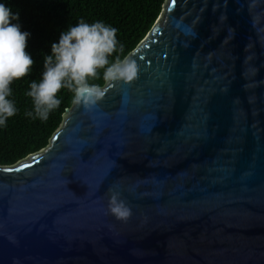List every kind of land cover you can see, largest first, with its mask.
<instances>
[{
  "label": "water",
  "instance_id": "obj_1",
  "mask_svg": "<svg viewBox=\"0 0 264 264\" xmlns=\"http://www.w3.org/2000/svg\"><path fill=\"white\" fill-rule=\"evenodd\" d=\"M130 52L137 79L0 160V264H264V0H161Z\"/></svg>",
  "mask_w": 264,
  "mask_h": 264
},
{
  "label": "clouds",
  "instance_id": "obj_2",
  "mask_svg": "<svg viewBox=\"0 0 264 264\" xmlns=\"http://www.w3.org/2000/svg\"><path fill=\"white\" fill-rule=\"evenodd\" d=\"M18 13L11 7L0 3V127H6V121L14 117L18 109L13 100L10 85L30 74L36 63L27 51L30 33L21 30ZM118 29L102 21L87 23L83 19L75 26L62 32L58 43H52L51 55L44 57L42 80L32 81L30 91L26 92L34 104V112L27 111L26 116L46 121L50 113L61 105L57 98L63 88L73 93L72 103L89 109L104 96L103 88L90 79L99 78L100 69H104L105 82L124 81L131 83L138 78L140 67L130 52L121 58L116 55L114 61L109 57L114 53H124V45L117 40ZM110 210L118 217L129 215L125 203L114 193L110 201Z\"/></svg>",
  "mask_w": 264,
  "mask_h": 264
},
{
  "label": "trees",
  "instance_id": "obj_3",
  "mask_svg": "<svg viewBox=\"0 0 264 264\" xmlns=\"http://www.w3.org/2000/svg\"><path fill=\"white\" fill-rule=\"evenodd\" d=\"M0 3L19 14V21L13 23H19L22 31L30 33L27 51L36 62L28 76L10 85L9 99L15 102L18 112L6 121V127H0V160H21L44 149L72 103L73 93L63 88L57 96L61 105L46 121L25 115L27 111L34 112L33 100L26 92L31 90L32 81L42 80L44 57L51 55V45L59 42L62 32L81 19L90 24L102 21L117 28V40L124 45V53H114L109 57L111 62L116 55L123 58L129 53L158 18L161 7V0H0ZM98 71L99 78L90 79L89 83L101 86L104 69Z\"/></svg>",
  "mask_w": 264,
  "mask_h": 264
},
{
  "label": "snow or ice",
  "instance_id": "obj_4",
  "mask_svg": "<svg viewBox=\"0 0 264 264\" xmlns=\"http://www.w3.org/2000/svg\"><path fill=\"white\" fill-rule=\"evenodd\" d=\"M175 3V0H173V4ZM31 165L30 164H24L22 165L23 168H27V167H30ZM9 171H11L12 169H8Z\"/></svg>",
  "mask_w": 264,
  "mask_h": 264
}]
</instances>
